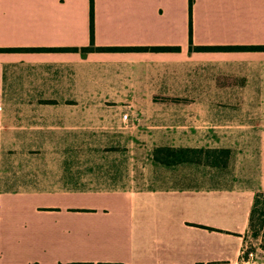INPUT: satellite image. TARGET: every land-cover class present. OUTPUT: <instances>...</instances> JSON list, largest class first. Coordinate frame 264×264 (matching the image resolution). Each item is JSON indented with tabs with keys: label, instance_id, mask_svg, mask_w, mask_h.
I'll use <instances>...</instances> for the list:
<instances>
[{
	"label": "crops",
	"instance_id": "0c3cea01",
	"mask_svg": "<svg viewBox=\"0 0 264 264\" xmlns=\"http://www.w3.org/2000/svg\"><path fill=\"white\" fill-rule=\"evenodd\" d=\"M93 21L96 45L181 50H0V264H252L264 51L190 50V0H94ZM91 23V0H0V47L88 46ZM193 30L195 45L264 44V0H194ZM33 108L38 127L76 125L59 110L191 111L168 145L227 148L230 160L127 189L39 185L11 160Z\"/></svg>",
	"mask_w": 264,
	"mask_h": 264
},
{
	"label": "rangeland",
	"instance_id": "374dc122",
	"mask_svg": "<svg viewBox=\"0 0 264 264\" xmlns=\"http://www.w3.org/2000/svg\"><path fill=\"white\" fill-rule=\"evenodd\" d=\"M26 97L30 101L35 99V95ZM21 112L24 116L18 122L22 126L16 127V133L22 140L12 143L11 160L18 170L37 179L39 185L85 190L127 189L132 182L148 176L159 179L179 175V168L167 167L202 164H162L153 155L158 146L180 144L178 118L191 111L156 109L133 115L127 110L92 109L90 118L83 120L81 111L59 110L60 119H65V123L75 121L76 125L43 127H38L35 118L38 110ZM250 235L246 248L253 256L244 254V257L252 264H264L263 237H255L252 229ZM4 252L9 255L8 249H0L1 256Z\"/></svg>",
	"mask_w": 264,
	"mask_h": 264
},
{
	"label": "trees",
	"instance_id": "16d2710c",
	"mask_svg": "<svg viewBox=\"0 0 264 264\" xmlns=\"http://www.w3.org/2000/svg\"><path fill=\"white\" fill-rule=\"evenodd\" d=\"M193 5L190 0V50H250L264 51V44L250 45H195L193 30ZM91 44L88 46H67V47H0V50H59V51H180L177 45H116L101 46L95 43L94 29V0H91ZM154 158L168 165L180 164L183 162H196L213 166H227L230 160L231 151L227 148H200L186 146H158L153 151ZM250 229L255 237H263L264 241V191L256 194L250 215Z\"/></svg>",
	"mask_w": 264,
	"mask_h": 264
},
{
	"label": "built area",
	"instance_id": "2783aa9c",
	"mask_svg": "<svg viewBox=\"0 0 264 264\" xmlns=\"http://www.w3.org/2000/svg\"><path fill=\"white\" fill-rule=\"evenodd\" d=\"M125 117H128V114H126ZM246 250H247V248H244V249L242 250V255H243V256H245L244 254H248L249 256H253V253H252V252H248V250H247V252H246ZM248 255H246V256H248Z\"/></svg>",
	"mask_w": 264,
	"mask_h": 264
}]
</instances>
